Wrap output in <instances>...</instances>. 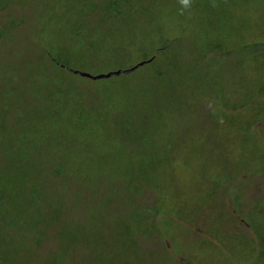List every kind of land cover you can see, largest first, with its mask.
Returning a JSON list of instances; mask_svg holds the SVG:
<instances>
[{
	"label": "rangeland",
	"instance_id": "1",
	"mask_svg": "<svg viewBox=\"0 0 264 264\" xmlns=\"http://www.w3.org/2000/svg\"><path fill=\"white\" fill-rule=\"evenodd\" d=\"M111 1L119 19L106 23ZM208 1L9 0L0 6V138L13 140L18 113L33 109L25 143L38 153L37 166L45 159L42 168H62L66 181L51 171L37 178L35 167L4 162L0 152V264H117L118 257L119 264H264L251 251L260 242L257 229H264V0ZM152 19L156 37L181 38L186 49L177 58L167 51L164 66L154 35L137 37ZM122 20L130 21L126 29ZM108 28L120 43L128 41L129 55L97 65L99 54L86 50ZM152 55L158 61L130 77L140 94L156 88L142 96L148 123L116 130L111 119L85 116L81 124L74 91L97 107L104 93L94 85L107 83L64 81L67 72L99 76ZM157 77L163 80L156 85ZM23 92L29 99L19 102ZM113 95L118 107L125 98L118 90ZM47 97L60 98L62 111L47 114ZM131 195L134 206L120 201ZM40 213L59 217L51 232L35 231ZM36 236H48L41 248Z\"/></svg>",
	"mask_w": 264,
	"mask_h": 264
},
{
	"label": "trees",
	"instance_id": "2",
	"mask_svg": "<svg viewBox=\"0 0 264 264\" xmlns=\"http://www.w3.org/2000/svg\"><path fill=\"white\" fill-rule=\"evenodd\" d=\"M9 0H0V6L5 7L6 5H8ZM205 0H195V5L200 4V3H205ZM114 3H116V1H111L109 4H111L109 7L106 6L105 7V22L107 23V21H111L114 20V18L117 20L119 19V17L117 16L116 13L120 12H116V9L114 8ZM208 6H211V4L213 3V1H208ZM135 10V8H133L131 11ZM114 11L116 13H114ZM130 11V12H131ZM129 12V13H130ZM118 14V15H119ZM155 16V15H154ZM153 16V18H154ZM150 18V17H149ZM164 20H166V16L163 15ZM130 23L129 20H122L121 25L125 28V24L124 23ZM104 24V23H103ZM146 24V23H145ZM156 26V27H155ZM155 30L153 32L148 33L151 28H154ZM126 29V28H125ZM111 29L108 28L106 30H103L101 32V36H102V41L100 38L98 37H94L91 39V41H89V45L90 47L87 48L86 51H94L95 53L99 54V56L94 59V61H97V65H106L109 64V62L112 61H116V60H124L127 58V56L129 55V48L131 46H128V41H122L120 43V41L118 39L113 38L110 33ZM130 31H132V29H127L126 32H128L130 34ZM152 34L154 35L155 39H154V44H153V48L155 53H159L161 54L163 51L164 55H163V59H162V63L163 66L165 64L166 61V52L167 51H172L174 52V57L177 58L180 55L182 56L183 53L186 51L185 46L183 49H181L183 40L181 38L178 37H169V38H164V37H156V34L160 33L159 30L157 29V22L152 19L150 21H148V23L146 24V27L144 28V30H138L137 32V37L138 36H143V34ZM163 38V39H162ZM98 39V40H97ZM127 39V38H125ZM104 40H111L112 45L107 47L104 45ZM134 42L133 39L131 40V43ZM103 43V44H102ZM84 44H85V40L82 41V47L85 50V48L87 46H85L84 48ZM115 47V48H113ZM115 49V53L114 50ZM158 61V56L156 55H152L150 57H148L147 61L144 62L142 64V66L138 67V65H140L142 62H139L140 64H135L133 66H131L128 69H119V70H115V71H111L112 72H117V71H122V73L118 76H111V77H106V78H101V79H97V80H101L103 81V83H107L106 86H102L99 87L96 85L95 88L97 89L98 93H100L101 95L104 93V95H102L101 99L104 102V104L100 103V105H98L97 107L93 106H88L83 104L84 100H82L83 96H84V92L83 93H77L75 92V96H80V99H77L76 101H74L72 103L73 107L75 108L76 106L81 107L80 112H81V118H80V122L81 124L84 122L82 117H90V118H97L100 119L101 121L105 122V123H109L108 121L111 119V122L109 123L114 129H119L121 126H123L124 128L126 127V125L129 126V128L139 125V124H145L148 123V119L151 117V115L149 114L148 108H145L143 106H140L141 104H143V100H142V96H147L145 94L147 93H151V95H154L156 92L155 89L156 88H152L151 90H149V87H147V90H144L143 93L140 94V92L136 91L135 88L133 87L134 85H132V78L130 77H134L136 75V73L138 72V69L142 68L143 66H145L146 64L149 63H156ZM92 64L93 61H91ZM50 65L52 66H57L58 68H64V66H61V62L58 59L53 60L52 58H50ZM161 66V65H159ZM134 69V71H132L131 73H125V71H129ZM71 72V71H70ZM67 72L68 73V78H64V81H74L75 77H80L83 78L84 80H88V81H95L89 77L83 76L82 74H88V73H84V72H79V71H75V72ZM105 73L102 75H107L109 74ZM166 75V71H164L163 73ZM89 75V74H88ZM92 76V75H91ZM101 76V75H99ZM159 78V80H154L153 84H158L159 81L163 80V78L161 77H157ZM114 79V83L113 80ZM76 82V81H74ZM79 83V82H77ZM83 83V82H81ZM80 83V84H81ZM94 83V82H93ZM31 85H34L32 83H30ZM159 86V85H158ZM114 90H118L121 94V96H123L125 98V100L121 101L119 106L117 107V103L114 99V95H113V91ZM108 92H112V94H108ZM137 92V94H136ZM29 99L26 95L25 92H23V94L20 96L19 98V102L25 100L27 101V99ZM38 99V97L33 96L32 100L35 102ZM60 98H56V99H51L49 100L48 97L44 98L43 103L44 105L49 108L50 110H48L46 113L47 114H54V113H58L61 112L62 109L59 110L60 105H62V101H59ZM56 101V102H55ZM33 102V103H34ZM32 103V106H33ZM102 104V105H101ZM59 106V107H58ZM23 109V107H19V110ZM114 109V110H113ZM27 110L28 113L25 111ZM19 112L17 115V119L18 121H16V124L13 128V132H14V138L13 140H6V137L1 139L0 138V152L1 155L4 158V162H8L9 160L14 162L15 159H18L19 161L24 160L26 161L25 165H29L32 167H35V173L37 174V178H39L38 175H41V173H47L49 174L50 171L52 173L56 172V174L58 175V179L59 180H63L61 178V175H63L64 170L62 168L58 169L55 168V165H52L53 167H51L48 163V167L47 169H43L42 165H43V161L45 159H43L41 161V165H36V161L35 158H37L38 153H36V151H34V148L30 149L28 147V145L25 143V140L28 139L27 136V124L25 125V122L30 118V116H32L31 113H33V109L29 108V109H24L25 113L22 114ZM28 114V115H27ZM39 115V114H38ZM28 116V117H27ZM25 117V118H24ZM145 118V119H143ZM148 118V119H147ZM152 119V117L150 118ZM29 121V120H28ZM24 124V125H23ZM1 125V129H2V123H0ZM15 127H18L17 129H15ZM1 133L3 134L5 131L0 130ZM0 134V135H2ZM23 135V138H22ZM79 134H73L72 136H77ZM20 138L23 139V141H20ZM81 138V136H80ZM89 138V136H88ZM82 139V138H81ZM15 140V143H14ZM87 140V139H86ZM90 144V139L87 140ZM13 142V146L15 149H12L13 147H11V144ZM24 142V143H23ZM3 143L5 144V146H3ZM15 144L17 145V147L15 146ZM59 158V157H58ZM4 162H2V160H0V165H3ZM36 165V166H35ZM2 174L0 173V178H1ZM55 177V176H54ZM63 182H66L65 180H63ZM1 183V182H0ZM135 192L139 191V189L134 190ZM3 191L0 190V193H2ZM1 195V194H0ZM134 199L131 195V197H123L120 199V201H123L124 203L126 202L127 204H131V207L134 206ZM128 206V205H126ZM14 210V208H12ZM26 210H28V208H26ZM32 210V209H31ZM14 211H18L17 207H15ZM33 212V211H32ZM35 214V213H33ZM37 215H39V217H37ZM35 215V218L33 220H35L36 225L34 226L36 228V232L38 234V229L41 228L43 230V228L45 229H49V232H51L50 226H53V224H55L57 222V220L59 219V217L57 219H55L53 222L51 220H48L46 218H43L44 216L40 214ZM257 233L259 234L258 238L260 239V242L258 244H253V248L251 249V251L253 252V254H257L259 257H263L264 258V229H257ZM37 237V236H36ZM46 237H42L45 241ZM38 238V237H37ZM42 238H38V240L41 242L38 243L40 244L39 248H41L44 245V241L42 240ZM43 241V242H42ZM245 245L248 248V244L245 242ZM257 245V246H256ZM119 258V257H118ZM117 258V264H119V259ZM112 264V263H111ZM116 264V263H115Z\"/></svg>",
	"mask_w": 264,
	"mask_h": 264
},
{
	"label": "water",
	"instance_id": "3",
	"mask_svg": "<svg viewBox=\"0 0 264 264\" xmlns=\"http://www.w3.org/2000/svg\"><path fill=\"white\" fill-rule=\"evenodd\" d=\"M142 66V64L138 65V67ZM132 71H134V69L132 70H129V71H125V73H131ZM122 73V71H117V72H112V73H109L107 75H101V76H91V75H88V74H82L83 76H86V77H89L93 80H97V79H101V78H106V77H111V76H118Z\"/></svg>",
	"mask_w": 264,
	"mask_h": 264
},
{
	"label": "clouds",
	"instance_id": "4",
	"mask_svg": "<svg viewBox=\"0 0 264 264\" xmlns=\"http://www.w3.org/2000/svg\"><path fill=\"white\" fill-rule=\"evenodd\" d=\"M184 4L187 5L189 3V0H183Z\"/></svg>",
	"mask_w": 264,
	"mask_h": 264
}]
</instances>
